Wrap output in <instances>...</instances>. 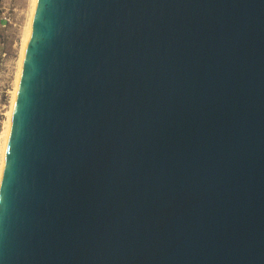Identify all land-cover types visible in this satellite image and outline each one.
I'll use <instances>...</instances> for the list:
<instances>
[{"label": "water", "instance_id": "water-1", "mask_svg": "<svg viewBox=\"0 0 264 264\" xmlns=\"http://www.w3.org/2000/svg\"><path fill=\"white\" fill-rule=\"evenodd\" d=\"M0 264H264V0H36Z\"/></svg>", "mask_w": 264, "mask_h": 264}, {"label": "rangeland", "instance_id": "rangeland-1", "mask_svg": "<svg viewBox=\"0 0 264 264\" xmlns=\"http://www.w3.org/2000/svg\"><path fill=\"white\" fill-rule=\"evenodd\" d=\"M1 7L9 21L4 27H0V53L4 55L0 70V135L10 108L22 36L29 18L30 0H4Z\"/></svg>", "mask_w": 264, "mask_h": 264}, {"label": "bare ground", "instance_id": "bare-ground-1", "mask_svg": "<svg viewBox=\"0 0 264 264\" xmlns=\"http://www.w3.org/2000/svg\"><path fill=\"white\" fill-rule=\"evenodd\" d=\"M35 3H36V0H30L29 18H28L25 30L23 32L24 34L22 36L23 38H22V42H21L18 68H17L16 75H15L14 88L11 92L10 108L6 113V115H7L6 119L7 120L5 122L4 130L0 135V180H1V176H2V171H3V166H4L6 151H7V145H8V141H9L12 117H13L15 102L17 99L18 87H19V82H20V77H21V72H22V67H23L25 51H26V47L28 44V39H29V34H30V29H31V24H32V18H33V13H34V8H35Z\"/></svg>", "mask_w": 264, "mask_h": 264}, {"label": "built area", "instance_id": "built-area-1", "mask_svg": "<svg viewBox=\"0 0 264 264\" xmlns=\"http://www.w3.org/2000/svg\"><path fill=\"white\" fill-rule=\"evenodd\" d=\"M4 0H0V27H4L6 25V23L9 21V17L6 15L5 12H2V2ZM3 59H4V55L2 53H0V70L3 64Z\"/></svg>", "mask_w": 264, "mask_h": 264}]
</instances>
